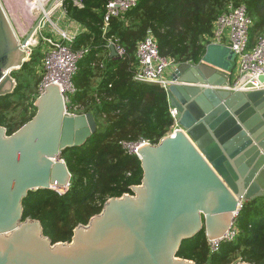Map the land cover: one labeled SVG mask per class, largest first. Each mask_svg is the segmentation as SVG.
<instances>
[{
    "label": "water",
    "instance_id": "95a60500",
    "mask_svg": "<svg viewBox=\"0 0 264 264\" xmlns=\"http://www.w3.org/2000/svg\"><path fill=\"white\" fill-rule=\"evenodd\" d=\"M39 23L20 39L0 0V97L17 88L12 73L29 60L22 48ZM235 58L228 45L209 43L198 64L172 71L167 92L180 128L138 147L141 183L109 198L69 241L54 242L40 219L24 218V199L69 190L62 156L97 131L94 114H67L60 88L49 84L31 120L12 134L0 124V264H197L178 256L184 240L203 230L222 238L246 204L264 197V90L226 88Z\"/></svg>",
    "mask_w": 264,
    "mask_h": 264
},
{
    "label": "trees",
    "instance_id": "16d2710c",
    "mask_svg": "<svg viewBox=\"0 0 264 264\" xmlns=\"http://www.w3.org/2000/svg\"><path fill=\"white\" fill-rule=\"evenodd\" d=\"M107 3L108 0H85L84 8L74 6L72 0L65 3L67 15L83 31L72 48L89 49L78 64L74 77L77 91L72 101L80 105L79 112L94 114L98 128L86 144L63 153L72 173L69 190L60 194L39 189L24 199V218L40 219L45 234L54 242L71 240L74 229L100 213L109 198L132 193L131 187L141 183V160L128 152L123 143L146 139L157 144L174 124L167 90L156 83L134 79L141 40L151 33L161 55L172 57L178 64H198L213 33L214 21L230 3L248 8L254 22L250 29L251 47L264 35V0H139L124 16L112 18L104 33ZM108 38L124 46V58L111 56ZM33 60L23 65V72L29 70L33 74ZM41 81L42 76L35 85ZM32 86L30 82L20 84L12 94L0 97V124L8 128V134L35 115L34 102L40 92L37 94L38 87ZM22 99L27 100V105L18 119L6 118L4 111L14 100ZM236 224L239 235L234 241L224 242L219 251L211 253L203 230L184 240L178 256L197 264H236L239 258L264 264V197L246 204Z\"/></svg>",
    "mask_w": 264,
    "mask_h": 264
},
{
    "label": "built area",
    "instance_id": "2783aa9c",
    "mask_svg": "<svg viewBox=\"0 0 264 264\" xmlns=\"http://www.w3.org/2000/svg\"><path fill=\"white\" fill-rule=\"evenodd\" d=\"M72 2L78 8L85 7V0H72ZM65 3L66 0H56L48 13H45V10L49 5L45 9L43 8L39 18L40 23L35 36L42 34L48 22L52 25L51 32L55 33L54 36L48 35L44 39L47 42V52L43 61L44 76L40 84V93L47 85L56 84L60 88L67 105V114L75 115L85 113L79 112L80 105L73 103L72 95L77 91L74 77L79 69V61L87 54L89 49L74 50L72 48L77 36L83 32L82 29L70 34L62 29L59 21L55 22L52 18L55 11H60L63 19L67 17ZM138 3L139 0H108L104 16V33H106L112 18L124 16L125 13L135 8ZM49 13L50 17H48ZM253 23L245 4L235 5L230 3L214 21L213 33L207 39L209 41L207 45L209 43L228 45L236 55V68L231 73V83L226 86L229 90H264V35L260 37L255 46H250V29ZM108 43L115 46L118 58L125 57L126 50L117 40L108 38ZM29 45H31V41ZM178 65L172 57L160 54L157 39L149 33L137 46L134 79L140 82L156 83L168 90L173 83L169 72L177 68ZM170 110L174 118V124L169 132V134H172L180 128V124L176 118V110L172 107ZM148 143L152 144L149 140L141 139L138 142H125L123 147L128 152L137 155L138 147ZM67 190L66 187L60 190L59 193L64 194ZM236 220L222 238L208 240L211 253L219 251L224 242L234 241L239 235L240 230L237 227Z\"/></svg>",
    "mask_w": 264,
    "mask_h": 264
},
{
    "label": "rangeland",
    "instance_id": "374dc122",
    "mask_svg": "<svg viewBox=\"0 0 264 264\" xmlns=\"http://www.w3.org/2000/svg\"><path fill=\"white\" fill-rule=\"evenodd\" d=\"M1 1H2L3 5L6 9V12L8 13V17H10V20L14 26L16 35L20 39H22L29 32L31 27H33L37 23L38 19L41 16L42 11H43L42 8H46L51 3L52 0H19V1L18 0H1ZM41 5H43V6H41ZM23 9H25L24 12H22ZM24 13L26 14V16H28L29 21H27L25 19ZM16 18H19L20 21H19V19L16 20ZM49 26H50V28L52 27L50 22L47 23V27L44 31H42V34L35 36L33 39L34 41L31 43V45H28L26 47V49H23L24 52L26 53L25 56H27V58H29V60L27 62H30L31 60H33L35 58L33 60L32 65H31V67L33 66L34 72L32 75L30 74L29 70L26 73L23 72L22 67L25 63H27V62H25L22 65V67L20 69H18V71L16 73H14V74L12 73L13 77L17 81V88L20 84L27 85L30 82V85H33L32 87H38V88H36V93L38 94L40 92V85L36 86L35 83H36V80L38 78L41 79V76H42V79H43V76H44V69H43L44 63H43V61H44V58H45V55L47 52V50H46L47 49V42L44 39H45V36L49 35V30H50ZM39 53L41 55H38ZM28 54H30L29 57H28ZM36 57H38V58L36 59ZM235 66H236V60H235ZM235 68L236 67H234V69ZM32 76H34V77H32ZM17 88L15 90H17ZM17 100H19V99H17ZM26 101H27L26 99L25 100L22 99L21 101L14 100L12 105H10V107H8L4 111L5 117L6 118L15 117V119L17 120L27 105ZM239 260H241V258H239L237 261L239 262Z\"/></svg>",
    "mask_w": 264,
    "mask_h": 264
},
{
    "label": "crops",
    "instance_id": "0c3cea01",
    "mask_svg": "<svg viewBox=\"0 0 264 264\" xmlns=\"http://www.w3.org/2000/svg\"><path fill=\"white\" fill-rule=\"evenodd\" d=\"M64 17V16H63ZM52 18L54 19L55 22L60 23V26L62 27L63 30L67 31L70 34L75 33L77 30L82 29L81 25L76 22L75 20L71 19L68 15L67 17H65V19L62 18V13L60 11H55L52 15ZM50 29V27H49ZM51 30H49V35L54 36L55 33L51 32ZM172 73V71L169 72V75Z\"/></svg>",
    "mask_w": 264,
    "mask_h": 264
},
{
    "label": "bare ground",
    "instance_id": "6f19581e",
    "mask_svg": "<svg viewBox=\"0 0 264 264\" xmlns=\"http://www.w3.org/2000/svg\"><path fill=\"white\" fill-rule=\"evenodd\" d=\"M18 1H19V0H18ZM18 1H17V2H18ZM33 2H34V1H33ZM42 2H43V1H42ZM31 4H32V3H31ZM43 4H44V3H43ZM21 5H22V4H21ZM21 5H20V6H21ZM25 5H26V4H25ZM26 6H27V5H26ZM41 6H43V5H41ZM15 7H16V6H15ZM31 7H32V6H31ZM20 8H21V7H20ZM40 8H41V7H40ZM51 8H52V7H50L49 10H50ZM25 9H26V8H25ZM25 9H23L22 12H24ZM28 9H29V8H28ZM42 9H43V8H42ZM44 9H45V8H44ZM26 10H27V9H26ZM39 10H40V9H39ZM49 10L46 9V10H45V13H48ZM29 13H30V12H29ZM27 14H28V13H27ZM24 16H25V19H26L27 21H29V18H28V16H26L25 13H24ZM30 16H31V15H30ZM48 17H50V13L48 14ZM12 19H13V18H12ZM18 19H19V18H16V20H18ZM19 21H20V19H19ZM18 23H19V22H18ZM31 23H32V22H31ZM19 24H20V23H19ZM20 25H21V24H20ZM33 41H34V40L32 39V40H31V43H32ZM24 48H25V46H23L22 49H24ZM26 58H27V56H24L23 59H26Z\"/></svg>",
    "mask_w": 264,
    "mask_h": 264
},
{
    "label": "flooded vegetation",
    "instance_id": "af4514ba",
    "mask_svg": "<svg viewBox=\"0 0 264 264\" xmlns=\"http://www.w3.org/2000/svg\"><path fill=\"white\" fill-rule=\"evenodd\" d=\"M32 28V27H31Z\"/></svg>",
    "mask_w": 264,
    "mask_h": 264
}]
</instances>
